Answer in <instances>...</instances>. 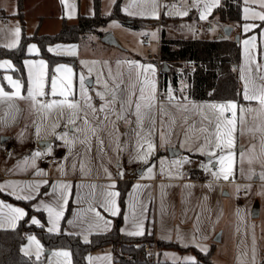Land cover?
Listing matches in <instances>:
<instances>
[{"label": "rangeland", "instance_id": "374dc122", "mask_svg": "<svg viewBox=\"0 0 264 264\" xmlns=\"http://www.w3.org/2000/svg\"><path fill=\"white\" fill-rule=\"evenodd\" d=\"M116 0H100V12L106 15H111L113 5ZM80 12L85 15H91L95 12L94 0H79ZM168 6V12L173 13L175 5L171 1L166 2ZM0 6L6 9L3 12V17L0 18V46L7 48L8 45L15 44L17 47L24 35H31L34 33H55L60 28V23L55 20L56 18H50L48 21L41 23L40 18L37 17V5L36 3L29 4L28 15L21 16L17 14L19 12V0H0ZM122 10L134 18V16L143 17L146 14L152 15L153 9L157 12L156 0H122ZM127 9V11L125 10ZM143 13V14H140ZM130 19H133L129 17ZM160 23L163 24L161 18ZM201 23L203 28L200 31L199 36L202 38H208L207 36L218 37L219 33H216L218 27L213 24L212 28H209L205 23ZM155 24H149L145 27L136 28L130 25L128 22L122 21L117 18H109L107 23L100 28V33H89L82 37L77 42H56L48 45V49H54L50 51L54 54L70 55L74 58V62H64L56 65L52 70L49 66L48 60L45 56H41V48L37 40H29L26 47L27 56L23 59L22 70L24 71V78L21 76V69L10 57H1L0 62L9 61L12 64V68H0V85H3L5 91H14L11 85L7 83L6 77L11 76L14 80H19L22 84V93L26 92L31 87V77L38 71L42 72L47 92L50 88L51 80L56 79L59 85L65 81L68 73L63 69L60 72H56L55 69L63 65L66 68L72 70V84L75 91H77L79 97V77H84L85 95L91 97V104L99 109L105 105L108 99V90L105 88L107 82L109 88L119 83V88L122 91L117 92L116 104L111 105L118 109L122 95L127 99L130 91L133 90L132 86L136 88L144 87L145 95H153L156 100V107L153 109V115L155 117V129L156 132L152 137L153 142L156 144L154 152L149 157L148 163H143L142 166H146V170L150 166L154 172L163 166V169L169 168L168 171L174 174H181L185 171L190 172L194 168H201L208 179H211L210 186L214 187L218 191V197L220 202V209L224 208V215L219 222L218 232L221 231V240L212 241L209 245V249H212L210 257L211 264H264V180L259 179V174L264 172V111H261L260 106L254 101L240 102L238 100H224L225 102L234 101L237 103V131L235 133V147L232 151L235 153V162L233 167L234 179L225 181L223 179H216L209 171L206 170V166L209 165V160L205 162L199 161L197 164H191V161L183 153L176 155H170L167 143H174L182 128L186 122L192 118L195 124L205 125L212 130V125L208 120L204 119V116L213 118V110L207 107H203L210 103H201L191 99H187L186 95L181 90H175V88L164 89L160 88L158 74L156 71L147 73L149 84L144 85L142 83L143 75L138 79L137 71L135 68H130L129 62L137 58L147 59L150 57H156L159 53V36L161 28ZM21 29L19 37L15 35V28ZM167 32L171 36L179 35L173 29L168 28ZM108 33H112L116 42L105 41L103 38ZM154 34V35H153ZM183 37V35H182ZM236 37V34L234 35ZM144 39L150 40V45L143 43ZM35 45L37 52H29V48ZM75 50V54H71L72 50ZM43 60L46 67L40 68L39 61ZM31 62V66L30 63ZM158 70L160 71L163 62L158 59ZM91 69V71H89ZM131 74V75H130ZM91 81V82H90ZM155 85L153 93L152 84ZM185 85L184 81L179 82V88ZM162 93L169 95L172 94L176 99L172 102H159L158 95L159 90ZM98 93L100 95H98ZM101 95L105 99H101ZM60 98V97H59ZM58 97L46 96L43 99H59ZM186 98V99H185ZM135 99V97H131ZM186 105L187 111L183 107H176V104ZM224 103V102H213ZM25 105L30 107L31 114L33 107L27 100H12L6 101L1 104V113L5 112V109L10 106L9 113L16 114L19 108ZM195 106V107H194ZM240 106L245 109L251 108L253 111H245L243 114L240 112ZM105 113L101 112L99 115L102 117ZM29 114H27L28 117ZM39 115V129L48 130V133L55 138L60 139V135L67 132L68 137L73 138V133L69 130V127L65 126L66 115L64 118L57 117L54 110H43L38 113ZM243 115L244 123L240 124V116ZM26 117V116H25ZM25 119H28V118ZM31 118V117H30ZM136 119L135 115H130L127 118V122L124 120H116L115 117L109 116V121L103 131L98 132V136L104 140V144L101 145L95 137H91V147L89 151L84 149V146L77 140L75 144L68 145L63 140V146L65 147V153H59L61 149L57 143H52L47 148L49 152L54 153L55 147L58 149L60 157L67 158L69 165L80 164L82 167L96 166L103 171L111 169L113 163H118L123 158L131 159L135 156L139 149L137 148V135L133 131V121ZM57 123L58 126L53 129V123ZM27 123L23 121L19 130ZM50 123V124H49ZM148 117L145 116L143 120V131H148ZM49 124V125H48ZM22 127V128H21ZM139 128L141 125H135ZM241 129L243 134H241ZM4 124L0 123V141L1 135L5 132ZM165 131L170 134L166 136L162 142L160 139V132ZM55 133V134H53ZM52 138V137H50ZM1 143V142H0ZM117 143L119 149H117ZM40 147V146H39ZM41 149V147H40ZM179 150V149H178ZM31 151V153H30ZM243 151L244 159L243 163L240 161V153ZM37 153V152H36ZM29 149L27 153L22 155L17 153L18 157H14L13 153L3 154L0 152V163L9 164L11 161H20L17 167H21L23 164H33L35 159H39L40 155ZM40 153V152H38ZM41 154V153H40ZM221 153L217 151V155ZM216 160V159H215ZM251 160V163H249ZM15 161V162H16ZM176 161H190L182 163L177 167ZM132 164V169H136L135 163L129 161ZM138 167V168H142ZM193 166V167H192ZM219 170V164L212 168V172ZM251 177V178H249ZM246 188V192L240 195V191ZM239 189V190H238ZM218 200V198H217ZM259 202L260 214L258 217L252 215L253 207L256 202ZM217 232V233H218ZM216 236V235H215ZM214 236V238H215ZM35 237L36 241H39L40 245H43L40 238L35 233H30L27 236L26 242L23 244V248L28 250V254L34 256L37 259V254L41 264H69L70 255L68 257L59 255L62 253L55 250L53 253H46V251L37 249V246L29 238ZM213 238V239H214ZM152 241H155L154 239ZM157 243V248H158ZM208 249V250H209ZM69 252V250H66ZM25 253V252H24ZM160 255V261L172 260L174 263L181 262L185 264L186 258L198 259L196 252L193 249L181 250L178 247L164 246L158 250ZM153 258V256H149Z\"/></svg>", "mask_w": 264, "mask_h": 264}, {"label": "crops", "instance_id": "0c3cea01", "mask_svg": "<svg viewBox=\"0 0 264 264\" xmlns=\"http://www.w3.org/2000/svg\"><path fill=\"white\" fill-rule=\"evenodd\" d=\"M32 1L37 5L36 15L40 18L41 23L45 20H50V18H56L55 20L60 23L59 30L62 27L64 19H67L69 23H76L79 15L82 14L80 12V7L78 9V6H80L79 0H22V8L24 12L22 16L28 15V6L32 3ZM170 1L175 5L173 13L168 12V6L165 7V2L162 0H156V13L158 15V19L161 18L163 12L165 15L170 17L166 23L159 24V27L161 28L159 39H161L162 28H165L167 37L177 38L182 37V35L186 37H194L191 34V29L198 22L205 23L209 28H212L213 24H216L218 27L216 33H219L222 30V27L226 25L217 21L210 22L208 20L214 9L221 4L222 0ZM178 2H182L184 7L179 9L177 7ZM242 2V20L231 24L234 26V30L230 35L231 37H234L235 34L240 35V77L249 75L245 67L246 54L245 45L243 43L244 40L250 39L253 36L256 37V48L251 49V52L255 55L257 63L264 64V24L261 25L262 21L258 17H253V13L264 14L262 0H247V2L242 0ZM213 4H215V6L211 7V12L205 13V5L211 6ZM0 9H2L6 14V9L3 6H0ZM18 9L20 12V7ZM246 9L247 11H245ZM184 11L188 12L187 16L177 15L178 12ZM19 12H17V14H19ZM123 12L125 13V11ZM202 13L206 14V19H200ZM104 14L105 13H103V15ZM125 14L133 18L129 14ZM246 16L249 17V19H245ZM134 18H155V16L146 14V16H134ZM131 21L132 20L130 19L129 22ZM250 24L260 25V27L254 28L249 32H244V26ZM168 28L173 29L179 35H169L167 32ZM38 34L53 33L43 32ZM207 37L213 38V36ZM158 55L147 59L139 57L132 61L145 66L152 65L158 74L160 82V71L158 70L157 63L159 57ZM154 58L157 59L156 62L154 61ZM241 84L243 92L244 82L242 79ZM185 87L186 84L175 90H181L186 95L184 91ZM170 88L173 87L168 86L167 89ZM165 90L166 89H164V91ZM159 92V94L165 96V99H158V101H168L166 99L167 95L163 94L161 89ZM24 95H26V92H24ZM57 97L59 98V96ZM122 97L124 98V95H122ZM186 98L201 103L225 102L218 100H195L189 98L187 95ZM240 102H243V100ZM9 109L10 106L5 109V112H0V123L4 124L6 129L1 135L0 147L10 146L11 148L8 152H3L1 150L0 152L3 154L13 153L14 157H18V152L24 155L27 153V150L31 149L35 153L40 152V156L45 152L51 153L58 158V161L47 164L41 162L40 158H36L33 164H23L20 168L17 167V164L19 165L23 159L20 161L13 159V161H11L8 165L0 163V184L5 185L4 191L0 193L9 196L6 197L0 194V201H4L6 204H11L13 207L23 209L24 212L27 213L26 207L17 202L18 199H16L15 195H10L9 193L11 191H16V185L23 187L28 184H38L39 188L36 190L38 191V194L35 196V199L30 200H32L33 209L37 212H42L44 217L39 216V214H34L31 220L33 218L37 219L40 222L37 225H43L48 230L52 227V218H50L48 212L44 210V205L47 204L56 210H60V205L62 204L63 216L57 224V230L52 232L64 231L68 233H77L80 234L84 240H89L90 236L94 233H105L113 229L115 218L122 210L119 184L128 181L129 189L126 194L123 220L120 226L121 233L131 235L130 233L138 231L139 229L137 225L142 219L144 234L151 235L157 243L159 241L165 243H176L183 247L184 250L193 249L196 251L197 249L202 251L201 248H204L205 250L202 252L208 251L209 245L212 241H214L213 238L218 232V225L224 215V208L220 209L217 204L220 202V199L217 196L218 191L216 188L210 186L212 181L206 177L201 168H194L190 172H203L204 176L202 180L187 178L184 174L187 171H185L182 176L180 173H170L168 171L169 168L164 169L163 173L160 168H158L155 172L152 170L153 174L150 176L149 172L146 170V166H142L144 162L138 159V153L135 156H132L131 159L124 157L122 161L113 163L111 169L107 171H103L96 166L82 167L80 164H74V167V165H69L67 163V158L59 156L57 147H55L54 153L47 150L52 143L56 142L57 145L61 146L59 153H65L66 151L63 146V140L51 136V134L48 133V130L41 129L39 134H37L36 129L39 126V115L35 109H33L32 114L30 113V107H26L25 105H22L16 114L9 113ZM27 114H29L28 117ZM25 116L28 119H25ZM23 121H26L27 123H25L23 128L21 127L22 129L19 130ZM202 127L206 126L202 124L197 126L192 118L190 121L186 122L177 140L174 143L169 142L166 144L168 149H179L177 154L183 153L187 156L194 167L199 161L205 162L210 159V157L207 156L206 160V155L197 150L198 146L204 143V136L207 135L206 133L199 131ZM58 128L60 127L58 126ZM209 130L211 131L210 128ZM185 131L189 133L190 137L187 142H185L184 137ZM44 139L51 140V144L45 149L40 145V141ZM205 151H207V148ZM211 159L214 164H218L215 157ZM131 160L136 165L135 170L132 169V164L129 162ZM141 166L142 168H138ZM38 172H42L43 174L37 175ZM120 173H122V175H120ZM44 181H47V183H43ZM60 184H68L70 185V188L61 189L59 188ZM110 185H114V187H109ZM138 185L139 187H137ZM53 188H56L55 192H53ZM107 191L119 192V196L115 198L119 208V213L115 216H113L111 212L105 211L100 207V202L104 198L102 193ZM61 192H63L67 197L66 204H63V201L60 200ZM69 208L70 210L67 219L63 221ZM90 209L99 211L102 218L96 217L95 211ZM142 210L143 217H141ZM5 211L7 210L5 209ZM19 221L20 219L16 222V225ZM105 221L108 223H105ZM2 228L13 227L5 224ZM197 245H199V247ZM162 247L164 246H158L156 249L155 258L150 257L153 261H157L160 258L158 250ZM169 247L172 246L169 245ZM43 249L45 251L47 250L44 245H40L39 251ZM22 250L23 252L28 253V250L26 251L23 247ZM55 250L60 252H68L66 250H69L70 264H73L69 248H52L49 253H53ZM88 260L89 264H146L135 262L124 263L117 261L115 259V252L112 246H106L103 249L93 251L89 254ZM165 261L173 262L169 259Z\"/></svg>", "mask_w": 264, "mask_h": 264}, {"label": "trees", "instance_id": "16d2710c", "mask_svg": "<svg viewBox=\"0 0 264 264\" xmlns=\"http://www.w3.org/2000/svg\"><path fill=\"white\" fill-rule=\"evenodd\" d=\"M122 0H116L113 5L111 15L100 12V0H94L95 12L91 15L80 14L76 23H69L67 19L63 20L61 29L53 34L24 35L20 44L14 48H5L0 46V56H7L21 69V76L24 78L22 70L23 59L28 55L26 52L29 40H37L41 56L48 60L51 70L60 63L74 62L70 55H61L51 53L48 45L56 42H77L89 33H100V28L107 23L109 18H117L128 22L136 28L145 27L149 24L158 25V18H130L121 7ZM242 0H222L209 17V21H217L223 24H233L240 22ZM20 12L23 15L22 0H19ZM170 17L161 15L164 23ZM264 22L261 23V25ZM176 45V46H175ZM158 59L163 62L160 70V88L167 89L171 86L178 89L179 82H185L184 91L189 98L195 100H243L242 84L240 77L241 61V42L235 37L222 36L213 38H202L200 36H183L170 38L166 36L165 28L161 31V44ZM156 62L157 59L154 58ZM190 62V65H186ZM167 64V70L164 65ZM121 213L115 218V224L111 231L105 233H94L89 240L85 242L80 234L68 233L64 231L50 232L44 226L33 224L32 216L39 214L44 217L40 211H35L32 207V200H17L23 204L26 209V215L20 219L14 228H0V264H41V261L34 256L26 255L23 250V244L30 233H35L40 238L42 244L47 249L69 248L71 251L73 264H89L88 256L93 251L103 249L106 246H112L115 252V259L119 262H135L146 264H182L171 261H153L144 245L152 241L153 237L148 234L141 236H131L121 233L120 226L123 220L126 194L129 189V182L119 184ZM2 194V193H0ZM3 196L9 197L6 194ZM70 208L68 209L64 220L67 219ZM161 246H174L181 250L183 247L176 243L158 242ZM198 259L195 264H211L212 249L202 252L196 249Z\"/></svg>", "mask_w": 264, "mask_h": 264}, {"label": "snow or ice", "instance_id": "6c2138e0", "mask_svg": "<svg viewBox=\"0 0 264 264\" xmlns=\"http://www.w3.org/2000/svg\"><path fill=\"white\" fill-rule=\"evenodd\" d=\"M247 2V0H245ZM215 4L208 6L205 5V13L211 12V7H214ZM262 6H264V0H262ZM167 7V6H165ZM127 11V9H125ZM247 11V9L245 10ZM205 13H202L200 19H206L207 16ZM129 14H133L129 12ZM143 14V13H140ZM153 16L158 18V15L155 11V7L153 9ZM177 15L187 16L188 12H178ZM253 17H258L262 22H264V14L261 13H253ZM245 19H249V17H245ZM260 27V25L250 24L245 25L243 30L244 32L252 31L254 28ZM21 29L19 27L15 28V35L19 37ZM154 35V34H153ZM256 37L253 36L250 39L244 40L243 43L245 45V54H246V70L249 73L248 76H242L241 79L244 82L242 97L245 101H255L260 106L261 111H264V64L257 63L255 55L251 52V49L256 48L255 43ZM8 47H15V44L8 45ZM49 51H54V49H49ZM29 52H37L35 45H32L29 48ZM59 54V53H57ZM71 54H75V50L71 51ZM30 66H31V62ZM130 68H135L137 71V78L139 79L143 75L142 83L144 85L149 84V80L147 78V73L155 71L152 65H141L138 62H129ZM12 64L9 61L0 62V68H12ZM39 67L42 69L46 67L45 62L43 60L39 61ZM66 71L68 73L65 81L59 85L56 79L51 80L50 88L46 92V81L42 72L38 71L35 75L30 73L31 77V87L27 90V94L24 95L22 93V84L19 80H14L11 76L6 77L7 83L11 85V88L14 91H5L3 85H0V104H3L6 101L12 100H27L30 105L39 113L43 110L52 111L54 110L57 117L64 118L66 115L65 126L69 127V130L73 133V138L68 137V133L65 132L60 135V139L64 140L66 144L73 145L78 140L81 145L84 146L86 151L90 150L91 147V137H95L101 145L104 144V140L98 136V132H101L106 127L109 116L115 117L116 120H124L127 122V118L129 115H135L136 119L133 121L134 127L133 131L136 133L137 139V148L139 152L137 157L139 160L144 163H148L149 157L154 152L156 148V144L153 142L152 137L156 132L154 127L155 125V117L153 115V109L156 107L155 96L153 95H145L144 87L136 88L135 85L132 86L133 90L129 92L127 99L121 97L120 103L118 105V109L116 107H112L111 105L116 104V96L118 91H122L119 88V83L111 88H109L107 82L105 83V88L108 90V99L106 100L105 105L101 106L99 109L94 107L91 104V97H87L85 95V84L84 77L81 75L79 77V97L77 91L74 90L72 84V70L70 68H66L63 65L58 66L55 71L60 72L61 70ZM91 71V69H89ZM131 75V74H130ZM154 93L155 85L154 83L151 85ZM98 95H100L98 93ZM46 96L57 97L59 99H43ZM131 97H135V99H131ZM101 99H105L103 95H101ZM168 101H173L176 98L169 93L166 98ZM186 99V98H185ZM176 107H183L185 111H187L186 105L176 104ZM195 107V106H194ZM203 107H207L213 110V118H209L208 116H204L205 120L209 121V124L212 125V130L210 131L207 127H202L199 131L206 133L204 136V143L199 145L197 150L202 154H205L210 157L209 165L211 167L206 166V170L209 171L216 179H223L225 181L230 180V178L234 179L233 175V167H234V158L235 153L232 149L235 147V133L237 131V103L234 101H228L224 103H211L205 105ZM245 111H253L251 108L245 109L243 106H240V112L243 114ZM105 113L102 117L99 113ZM230 113V115H228ZM148 117V131L145 133L143 131V120L144 117ZM240 124L243 125L244 118L243 115L240 116L239 120ZM135 125H141V127L137 128ZM57 123H53L52 127L55 129L57 127ZM37 134H39L40 129L37 127ZM55 134V133H53ZM170 133L161 131L160 139L163 142ZM241 134H243V130L241 129ZM185 142L190 138L189 133L185 131L184 133ZM119 144L117 143V149H119ZM207 148V151L205 149ZM217 151L221 154L217 155ZM37 156L40 153H36ZM215 157L216 161L219 164V170L212 172V168L216 167V164L212 162V159ZM244 153L241 151L240 153V161L243 163ZM190 161H176L177 167L181 166L182 163H186ZM251 163V160H249ZM75 167V165H74ZM152 167L148 168V172L150 176L152 173ZM164 169L161 166V172L163 173ZM42 172H38L37 175H42ZM122 175V173H120ZM251 178V177H249ZM259 179L264 180V172L259 174ZM43 183H47L44 181ZM11 187V186H8ZM16 191H11L10 195H15L18 200H30L35 199V196L38 194L39 185L28 184L23 187L16 185ZM94 187V186H93ZM109 187H114V185H110ZM139 187V185L137 186ZM59 188L68 189L70 185L68 184H60ZM5 185L0 184V192L4 191ZM239 190V189H238ZM56 191V188H53V192ZM23 193V194H21ZM103 200L100 202V207L105 211L111 212L113 216L119 213V208L116 203V197L119 196V192L107 191L102 193ZM60 200L63 201V204L67 203V197L61 192ZM5 209L7 211H5ZM39 210V209H38ZM44 210L48 212L50 218H52V227L48 229V231H56L57 224L59 220L63 216V205H60V210H56L55 208L45 204ZM95 211L94 209H90ZM26 213L23 209L13 207L11 204H6L4 201H0V228L4 227L5 224H8L11 227H15L16 222L24 217ZM95 216L98 218H102L101 213L99 211H95ZM141 217H143V210L141 211ZM33 224H39L40 222L33 218ZM105 223H108L105 221ZM43 227V225H41ZM138 231L130 233L131 235H143V220L141 219L137 225ZM32 242H34L37 246V249L40 248L39 241H36L35 237L29 238ZM87 242V239H85ZM199 247V245H197ZM204 251V248H201ZM27 255L28 253L25 252ZM59 255L68 257L70 253L62 252ZM37 259H39V255L37 254ZM70 264V261H69ZM185 264H195L194 258H186Z\"/></svg>", "mask_w": 264, "mask_h": 264}, {"label": "built area", "instance_id": "2783aa9c", "mask_svg": "<svg viewBox=\"0 0 264 264\" xmlns=\"http://www.w3.org/2000/svg\"><path fill=\"white\" fill-rule=\"evenodd\" d=\"M163 2H168L170 0H162ZM177 7L179 9L183 8L184 7V4L182 2H178L177 3ZM2 11L0 9V18L1 19H5L7 17H3L2 15ZM106 15L104 14L103 17H105ZM203 26L201 23H196L194 25V27L191 29V34L193 36H198L200 34V31L202 30ZM143 43L145 45H149L150 44V40L148 39H144ZM159 43L161 44V39H159ZM176 46V45H175ZM186 65H190V62H186ZM159 100H164L165 99V96L162 95V94H159V97H158ZM230 115V113L228 114ZM10 146H5V147H0V150L3 151V152H8L10 150ZM40 161L43 162V163H47V164H50V163H55L58 161V158L54 155H52L51 153H48V152H45L43 153L41 156H40ZM185 176L187 178H191V179H194V180H202L203 179V172H185L184 173ZM246 192V188L245 186H243V189L240 191V195H243L244 193ZM144 249L147 251V253L149 254V256H153V258H155V255H156V249H157V241H148L145 243L144 245Z\"/></svg>", "mask_w": 264, "mask_h": 264}, {"label": "water", "instance_id": "95a60500", "mask_svg": "<svg viewBox=\"0 0 264 264\" xmlns=\"http://www.w3.org/2000/svg\"><path fill=\"white\" fill-rule=\"evenodd\" d=\"M234 30V26L231 24H226L222 27V30L220 31L218 37H222V36H230L233 33ZM237 40H240V35L236 34L235 37ZM105 41H110V42H116V38L112 33H108L107 35L104 36L103 38ZM164 68L167 70V64L164 65ZM91 82V81H90ZM51 144V140L50 139H44L40 141V145L42 148H47L49 145ZM178 149L177 148H170L169 149V154L170 155H176L177 154ZM260 214V207H259V202L257 201L253 207V211H252V215L254 217H258ZM221 240V231L218 232L214 238V241H220ZM47 253L50 252V249L46 250Z\"/></svg>", "mask_w": 264, "mask_h": 264}]
</instances>
